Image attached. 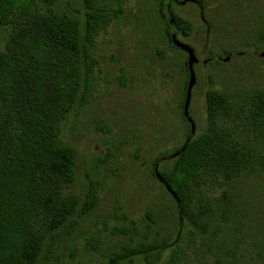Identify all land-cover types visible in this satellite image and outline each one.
Returning a JSON list of instances; mask_svg holds the SVG:
<instances>
[{
	"label": "rangeland",
	"instance_id": "obj_1",
	"mask_svg": "<svg viewBox=\"0 0 264 264\" xmlns=\"http://www.w3.org/2000/svg\"><path fill=\"white\" fill-rule=\"evenodd\" d=\"M200 2L204 24L196 6H175L172 11L194 24L190 37L177 38L199 60L193 68L189 113L203 127L207 89L242 96L264 86V47L256 40L264 20V0ZM55 5L57 11L80 17L85 12L84 0H57ZM95 6L118 16L95 38L91 98L65 120L61 139L77 149L69 191L81 196L89 181L97 182L99 201L69 233L55 239L40 264H104L109 254L127 244L172 239L175 227L182 224L152 178L151 161L182 142L178 106L186 56L167 44V31L154 15L159 0H95ZM9 34V27L0 25V51ZM207 58L211 61L203 67ZM225 191L232 201L231 222L213 204L217 223L210 234L183 235L166 249L163 261L178 253L176 264H225L224 253L213 247L230 230L237 239L232 250L239 264H263L258 256L264 252V173L230 185L217 179L206 195L214 201Z\"/></svg>",
	"mask_w": 264,
	"mask_h": 264
},
{
	"label": "trees",
	"instance_id": "obj_2",
	"mask_svg": "<svg viewBox=\"0 0 264 264\" xmlns=\"http://www.w3.org/2000/svg\"><path fill=\"white\" fill-rule=\"evenodd\" d=\"M56 2L0 0V25L10 29L0 51V264H40L55 239L69 233L99 201L97 182L89 181L81 196L69 191L77 149L64 142L61 133L68 116L91 98L95 38L118 15L97 8L95 0H84L83 17L57 11ZM159 2L154 15L167 31V44L175 49L170 32L188 38L194 24L172 11L171 0ZM256 40L264 47V20ZM186 60L178 106L182 142L151 161L152 178L182 224L175 227L172 239L127 244L109 254L104 264H176L178 253L163 261L166 249L186 234L206 238L217 223L213 204L219 205L224 220L232 214L230 193L214 201L206 195L211 182L221 179L230 185L264 173V86L242 96L207 89L204 126L191 118L196 127L191 135L182 114ZM155 167L173 195L155 178ZM236 241L229 230L213 247L231 257L228 261L221 255L225 264H239L232 250ZM258 257L264 264V252Z\"/></svg>",
	"mask_w": 264,
	"mask_h": 264
},
{
	"label": "water",
	"instance_id": "obj_3",
	"mask_svg": "<svg viewBox=\"0 0 264 264\" xmlns=\"http://www.w3.org/2000/svg\"><path fill=\"white\" fill-rule=\"evenodd\" d=\"M172 1L176 6H182L184 4V2H179L177 0H172ZM172 25H173V23H172ZM171 43L176 49L181 50L182 52L187 54V69H188V76L189 77H188V84H187L186 94H185V102H184V106H183V118L185 119V121L190 126L191 135H194L196 127H195V124L189 115V105H190V101H191L192 89L195 85V75H194V71H193V66L198 62V60H197V57H196L193 49H191L189 46H187L184 43H182L181 41H179L175 35H171ZM228 59L229 58H225L223 60V62H227ZM183 149L184 148H182V150ZM174 156L175 155H173V157ZM154 175H155V178L157 179V181H159L164 186L166 191L169 194L173 195L171 189L167 185H165L164 182L162 181V179L158 173L157 167H155Z\"/></svg>",
	"mask_w": 264,
	"mask_h": 264
},
{
	"label": "flooded vegetation",
	"instance_id": "obj_4",
	"mask_svg": "<svg viewBox=\"0 0 264 264\" xmlns=\"http://www.w3.org/2000/svg\"><path fill=\"white\" fill-rule=\"evenodd\" d=\"M172 1V0H171ZM178 1V0H177ZM173 2V1H172ZM181 2H184V4L182 5V6H180V7H185V6H189V5H191V6H196L197 8V11L199 12V16H200V20L202 21V24H204L205 22L203 21V5L201 4V2H200V0H182ZM174 4V3H173ZM175 5V4H174ZM176 6V5H175ZM171 26L173 27L174 25H172V23H171ZM171 35H175L176 36V38H177V35L175 34V33H173V32H170V39H171ZM178 39V38H177ZM175 48V47H174ZM176 49V48H175ZM178 50V49H177ZM179 51H181V50H179ZM182 52V51H181ZM185 56H186V59H187V54L186 53H184V52H182ZM236 54H239V53H236ZM196 55V54H195ZM197 60H198V58H197ZM208 61H211V59L210 58H207L205 61H203L202 62V66L204 67L205 65H206V62H208ZM211 63V62H210ZM199 64V60H198V62L193 66V68L196 66V65H198ZM187 72H188V69H187ZM189 77V76H188ZM195 87V86H194ZM193 87V88H194ZM182 114H183V111H182Z\"/></svg>",
	"mask_w": 264,
	"mask_h": 264
}]
</instances>
